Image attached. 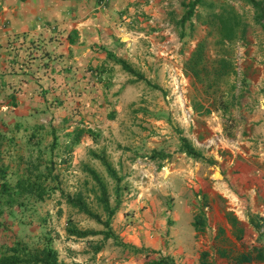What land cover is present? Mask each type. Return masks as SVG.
Returning <instances> with one entry per match:
<instances>
[{
    "label": "rangeland",
    "instance_id": "obj_1",
    "mask_svg": "<svg viewBox=\"0 0 264 264\" xmlns=\"http://www.w3.org/2000/svg\"><path fill=\"white\" fill-rule=\"evenodd\" d=\"M188 1L173 0L171 8L166 10L173 14L160 21L144 15L147 25L140 26L142 30L152 34L169 28L174 35L172 45L157 53L144 38L147 33H141L138 46L132 51L137 70V77L133 78L138 81L133 84L136 92L122 98L118 106L105 115L107 121H95L100 125L87 122L91 127L81 134L86 137L84 159L67 161L74 153L72 137H66L67 145L59 148L65 161L61 158L54 166L58 173V168L64 167L61 176L53 178L46 170L42 173L44 177L34 175L26 184L41 183L44 193L37 198L51 205L30 225L32 228L21 221L20 237L13 228L15 213L9 222L0 220V246L16 240L35 246L45 243L43 237L46 236L56 249L58 259L66 264L72 261L150 264L149 260L158 257V253L170 256L161 248L173 244L170 231L176 228L180 230L179 240L187 241L189 246L187 253L176 258L181 264H200L203 252L210 262L230 264L249 247L261 249L256 253L258 261L253 264H264L263 218L257 220V224L243 223L242 226L226 217L227 224L217 227L216 223L222 220L213 215L211 222H216L199 231L193 226L190 238L185 229L188 223L178 222L183 218L185 204H190L194 213L203 210L197 203L202 196L197 194L210 183L207 176L202 175L218 163L228 165L232 159L230 139L235 136L234 129L245 134L241 125L245 111L252 112L258 102L256 93H264L262 9L245 0H204L191 11ZM215 12L222 13L226 22L220 23ZM165 36L166 33H161L154 37L163 40ZM199 43L203 57L198 66L205 70L196 77L186 70L185 62ZM224 63L225 66H220ZM208 116L220 117L222 128H208L205 121ZM182 137L201 151L200 156H191L182 149ZM2 142L0 135V178L7 180L13 172L5 165L6 150ZM92 151L106 157L117 178ZM85 165L94 168L98 177ZM100 182L107 191L109 205L115 207L109 222L115 237L68 234L67 225L83 229L108 227L102 222L108 213L100 198ZM68 194L80 197L99 216L98 220L67 203ZM19 196L16 190L3 192L0 208L9 207L14 197ZM219 228L223 233L218 236ZM237 229L241 230L240 236ZM152 230L159 231L158 238L162 237L163 244L159 248L145 246L144 239H156L150 233ZM100 242L101 249L94 252L96 243ZM217 245L228 249L233 257L224 258Z\"/></svg>",
    "mask_w": 264,
    "mask_h": 264
},
{
    "label": "crops",
    "instance_id": "obj_2",
    "mask_svg": "<svg viewBox=\"0 0 264 264\" xmlns=\"http://www.w3.org/2000/svg\"><path fill=\"white\" fill-rule=\"evenodd\" d=\"M172 2L0 0V135L6 150L5 165L13 172L7 180L0 178V195L8 190L20 195L9 207H1L0 220L9 222L15 213L12 226L18 237L21 221L30 226L51 205L24 190V181L46 170L53 178L61 176L64 167L58 168V173L54 166L61 158L65 161L59 148L67 145L68 136L72 137L74 155L67 161L84 159L86 137L81 134L91 127L87 122L94 125L98 123L95 121H107L105 115L122 98L136 92L132 51L141 33H147L144 38L157 53L172 45L174 35L169 28L152 34L141 28L147 25L145 14L155 21L171 16L173 12L166 10ZM161 33H166L164 39H155ZM123 62L136 72L125 68ZM255 98V108L245 111L241 124L245 134L234 129L228 165L218 163L202 175L210 183L197 194L202 196L197 203L204 210L205 228L216 222H211L213 215L222 220L217 227L225 226L230 216L234 224L242 226L264 219V93L257 92ZM205 121L208 128H222L218 116H208ZM75 129H81L78 139L74 138ZM181 215L178 222L188 223L185 229L190 238L194 217L190 204H185ZM218 230L219 236L223 229ZM240 231L237 229L238 236ZM156 232L150 231L156 239H144L145 246H162V237L158 238ZM170 235L173 244L161 250L176 260L187 253L189 246L179 240V229H171ZM217 248L224 258L233 257L225 247ZM257 251L261 249L249 247L243 251L250 256L249 261L230 264H253L258 261Z\"/></svg>",
    "mask_w": 264,
    "mask_h": 264
},
{
    "label": "trees",
    "instance_id": "obj_3",
    "mask_svg": "<svg viewBox=\"0 0 264 264\" xmlns=\"http://www.w3.org/2000/svg\"><path fill=\"white\" fill-rule=\"evenodd\" d=\"M203 1L204 0H189L187 4L190 10L192 11L196 7V5L202 4ZM245 1L252 3V5H254L257 9H262V12H264V5L262 0H245ZM216 15L219 18L220 23L223 24L226 22L222 13L215 12V16ZM228 37L230 38V36ZM202 57H203L202 45L201 43H199L196 49L192 52L190 57L185 62L186 70L191 71L196 77H200L201 72L205 70V67L198 66L201 63ZM220 61L223 63L225 62V59H220ZM122 64L129 71L136 72L130 66H128L127 63L123 62ZM220 66H225V63L221 64ZM79 131H81V129H75L74 131L75 139H78ZM182 149L187 154L194 157L200 156L201 154V151L196 149L192 142H190L188 139H185L183 137H182ZM92 154L94 156H97L103 161V163L106 165L107 170L113 176L115 177L117 176L113 168L111 167L110 162L106 159L104 155H98L94 151H92ZM208 162L212 163L214 161L208 160ZM85 167L93 176H95L96 178L98 177L94 168L90 167L89 165H85ZM24 182H26V184L28 185L29 180L26 179ZM27 185L25 187L23 186L24 190L32 192V194H34V197L35 195L36 197L43 196L44 191L41 183L31 182V186H27ZM100 187H101L100 198L103 202V206L106 212L108 213V217L102 222L108 227H106L105 229H88V228L83 229L73 225H67L66 231L68 234L79 237L103 234L104 239L115 237L114 233L111 231V228L109 227L110 217L113 214L115 207H111L109 205L107 191L104 187V184L101 182H100ZM65 200L67 203H70L72 204V206L78 208V210L84 211L85 213L89 214L90 216L98 220L99 216L95 214L80 197H77L76 195L68 194L66 195ZM2 211L3 210L0 208V213ZM229 218L230 220L232 219L231 216ZM235 222L236 221H234V223ZM192 224L194 228L198 231L205 227L206 223H205L204 210H200L199 212L197 211L194 213ZM43 238L45 240V243L37 244L35 246H30L29 244H27L22 240H16L12 244H8L5 247L0 246V264H66V262L58 259L57 251L49 243L48 238L46 236H44ZM101 247H102V242L96 243L94 247V252H98L101 249ZM147 254H150V251H148ZM158 254H159L158 257L149 260L150 264H181L169 255H164L162 253H158ZM206 256L207 253L203 252L200 259V264H212L210 261L207 260ZM235 259L236 262H245L250 260V256L247 253H241L239 256H236ZM71 264H85V263L81 261H72Z\"/></svg>",
    "mask_w": 264,
    "mask_h": 264
},
{
    "label": "built area",
    "instance_id": "obj_4",
    "mask_svg": "<svg viewBox=\"0 0 264 264\" xmlns=\"http://www.w3.org/2000/svg\"><path fill=\"white\" fill-rule=\"evenodd\" d=\"M102 0H100V2H101Z\"/></svg>",
    "mask_w": 264,
    "mask_h": 264
}]
</instances>
